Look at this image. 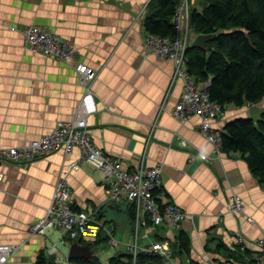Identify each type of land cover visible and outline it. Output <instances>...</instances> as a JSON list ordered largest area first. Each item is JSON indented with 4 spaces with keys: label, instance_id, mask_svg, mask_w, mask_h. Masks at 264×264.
I'll list each match as a JSON object with an SVG mask.
<instances>
[{
    "label": "crops",
    "instance_id": "1",
    "mask_svg": "<svg viewBox=\"0 0 264 264\" xmlns=\"http://www.w3.org/2000/svg\"><path fill=\"white\" fill-rule=\"evenodd\" d=\"M155 5L156 0H0V149L25 146L73 120L84 93L75 66L84 64L96 72L97 112L87 119L94 146L120 160L125 171L160 165L167 201L186 214L180 232L188 247L179 255L172 252L174 264H264L253 245L264 235V185L239 154L214 155L197 116L181 122L172 115L183 81L172 80L170 60L144 48V22ZM188 9L201 12L203 0H188ZM30 25L69 40L74 58L57 61L28 51L23 32ZM248 108L225 107L211 128L222 132L228 121L250 118ZM180 141L192 149L180 148ZM201 148L209 161L190 160ZM1 170L0 243L20 246L7 264H35L41 252L48 256L52 243H61L62 234L30 235L27 230L44 218L59 177L69 185L75 211L97 218L110 201L100 173L81 161L77 148ZM233 195L243 204L238 216L227 212ZM110 225L123 238L133 237L132 221L124 228ZM234 232L245 237L246 253L237 251ZM150 234L168 238L170 246L177 236L165 228Z\"/></svg>",
    "mask_w": 264,
    "mask_h": 264
},
{
    "label": "built area",
    "instance_id": "2",
    "mask_svg": "<svg viewBox=\"0 0 264 264\" xmlns=\"http://www.w3.org/2000/svg\"><path fill=\"white\" fill-rule=\"evenodd\" d=\"M189 19L188 0H179L172 18L174 32L172 37L161 38L146 33L144 48L156 58L170 60L174 64L172 80L178 78L183 81V92L172 115L181 122L197 116L200 119V132L212 143L214 155L217 157L222 152L221 132L214 131L211 124L223 116L224 110L209 99L207 88L210 80L197 82L187 73L186 52L192 41ZM24 47L32 53L57 61H69L75 55V49L69 40L37 25H30L25 29ZM75 71L77 83L84 89V93L77 104L73 120L58 123L50 134L25 146L0 149V182L4 177L1 169L6 164L25 165L57 150H63L68 154L77 148L81 154V161L100 173L109 199L116 204L125 202L128 204V211L133 213V237L127 242H119L108 229L105 219H97L85 212L75 211L70 188L64 176L59 177L54 186L44 218L29 225L28 233L40 236L62 234L61 243L68 241L69 245L76 243L90 246L93 254V248L100 247L102 243L114 250L123 244L125 254L132 258V264H136V259L141 254L161 258V264H174L170 240L164 237L152 238L150 231L165 228L173 235H178L186 214L178 206L167 201L160 165L153 168L140 165L135 170L125 171L120 160L94 146L87 119L97 112L92 93L96 72L81 63L75 66ZM179 145L185 150L192 149L184 141H180ZM195 159L209 161L206 155L202 158L200 153L190 154V160ZM227 212L234 216L243 213V204L239 196L233 195L229 199ZM247 220L252 221L251 218ZM101 232H104L105 238L100 236ZM231 236L237 246L246 249L245 237L240 232H234ZM253 245L264 259V235L255 240ZM19 249L20 246L16 244L0 243V264H7ZM48 257H52L56 264H71L67 256L62 260V252L57 243H52L49 247Z\"/></svg>",
    "mask_w": 264,
    "mask_h": 264
},
{
    "label": "trees",
    "instance_id": "3",
    "mask_svg": "<svg viewBox=\"0 0 264 264\" xmlns=\"http://www.w3.org/2000/svg\"><path fill=\"white\" fill-rule=\"evenodd\" d=\"M179 0H156L154 12L144 22L146 33L170 38L172 18ZM193 35H212L206 49L188 48L187 73L197 82L210 80L209 99L224 110L258 105L264 100V0H203L201 12H191ZM210 48L209 50L207 48ZM224 153H237L252 175L264 185V109L258 121L237 118L228 121L220 134ZM129 221L133 213L128 211ZM188 241L179 232L171 243L173 256L186 252ZM240 253L246 249L236 247ZM161 258L141 254L136 264H161ZM71 264H102L94 256ZM35 264H56L41 252ZM107 264H132L126 254L112 256ZM197 264V263H193Z\"/></svg>",
    "mask_w": 264,
    "mask_h": 264
},
{
    "label": "water",
    "instance_id": "4",
    "mask_svg": "<svg viewBox=\"0 0 264 264\" xmlns=\"http://www.w3.org/2000/svg\"><path fill=\"white\" fill-rule=\"evenodd\" d=\"M212 35H194L192 37V42L190 48H198V49H206V42L211 39ZM210 49L209 47L207 48ZM248 113L250 119L253 121H258L262 115V110L258 107V105H253L248 108ZM128 204H116L111 200L108 201L104 206H102L97 212L96 217L100 219V217H108V223H115L119 228H124L129 221L128 216ZM114 210V214H113ZM110 211V213H108ZM93 257L92 250L90 246H81L79 244L73 243L69 246L67 258L69 262L75 260H90Z\"/></svg>",
    "mask_w": 264,
    "mask_h": 264
},
{
    "label": "rangeland",
    "instance_id": "5",
    "mask_svg": "<svg viewBox=\"0 0 264 264\" xmlns=\"http://www.w3.org/2000/svg\"><path fill=\"white\" fill-rule=\"evenodd\" d=\"M48 31H50V30H48ZM24 32H25V30H24ZM24 32H23V36H24ZM259 106L264 109V100L259 104ZM110 224L111 223H108L107 227L112 232V234L115 236L117 241H119V242H127L128 239L127 238H123L118 233L114 232V228L112 227L113 225H110ZM133 231H134V228H133ZM100 236L102 238H105L104 232H101ZM57 246L60 249V251L62 252V260H63L65 258V256H67V254H68L69 247H68V245H63V244H61L59 242H57ZM93 251H94V254L100 259L102 264L106 263L107 259L111 258L115 254H125L126 253L125 246L123 244H120L114 250V249L108 247L105 243H102L101 247H94ZM62 263H64V262H62Z\"/></svg>",
    "mask_w": 264,
    "mask_h": 264
},
{
    "label": "clouds",
    "instance_id": "6",
    "mask_svg": "<svg viewBox=\"0 0 264 264\" xmlns=\"http://www.w3.org/2000/svg\"><path fill=\"white\" fill-rule=\"evenodd\" d=\"M206 154L207 153H206L205 149L201 148V152H200L201 157L203 158Z\"/></svg>",
    "mask_w": 264,
    "mask_h": 264
}]
</instances>
